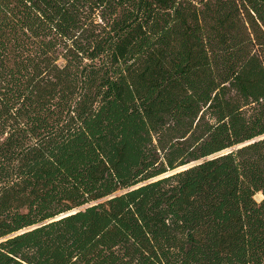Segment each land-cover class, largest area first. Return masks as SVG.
Segmentation results:
<instances>
[{"label":"trees","instance_id":"trees-1","mask_svg":"<svg viewBox=\"0 0 264 264\" xmlns=\"http://www.w3.org/2000/svg\"><path fill=\"white\" fill-rule=\"evenodd\" d=\"M0 264H264V0H0Z\"/></svg>","mask_w":264,"mask_h":264},{"label":"rangeland","instance_id":"rangeland-1","mask_svg":"<svg viewBox=\"0 0 264 264\" xmlns=\"http://www.w3.org/2000/svg\"><path fill=\"white\" fill-rule=\"evenodd\" d=\"M255 197H256L257 200H261L262 199V195L260 193L256 194Z\"/></svg>","mask_w":264,"mask_h":264},{"label":"bare ground","instance_id":"bare-ground-1","mask_svg":"<svg viewBox=\"0 0 264 264\" xmlns=\"http://www.w3.org/2000/svg\"><path fill=\"white\" fill-rule=\"evenodd\" d=\"M262 195V193H260ZM263 196V195H262Z\"/></svg>","mask_w":264,"mask_h":264}]
</instances>
